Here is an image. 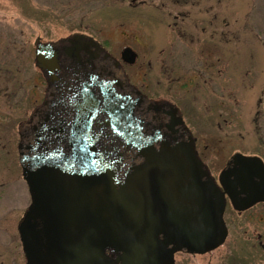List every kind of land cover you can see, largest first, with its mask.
Returning a JSON list of instances; mask_svg holds the SVG:
<instances>
[{
	"label": "water",
	"instance_id": "water-1",
	"mask_svg": "<svg viewBox=\"0 0 264 264\" xmlns=\"http://www.w3.org/2000/svg\"><path fill=\"white\" fill-rule=\"evenodd\" d=\"M34 45L46 87L18 125L25 264H174L179 249L223 241L226 193L241 208L264 199L260 157L233 154L221 187L180 108L144 94L92 36ZM121 58L137 52L126 46Z\"/></svg>",
	"mask_w": 264,
	"mask_h": 264
},
{
	"label": "rangeland",
	"instance_id": "rangeland-1",
	"mask_svg": "<svg viewBox=\"0 0 264 264\" xmlns=\"http://www.w3.org/2000/svg\"><path fill=\"white\" fill-rule=\"evenodd\" d=\"M75 32L117 58L125 46L137 52L124 64L132 83L180 106L216 177L235 152L264 157V0H0V264L25 262L18 125L46 86L34 42ZM186 259L179 264H202Z\"/></svg>",
	"mask_w": 264,
	"mask_h": 264
},
{
	"label": "flooded vegetation",
	"instance_id": "flooded-vegetation-1",
	"mask_svg": "<svg viewBox=\"0 0 264 264\" xmlns=\"http://www.w3.org/2000/svg\"><path fill=\"white\" fill-rule=\"evenodd\" d=\"M259 156L264 161V157ZM216 180L220 183L219 176ZM238 191L242 192L239 188ZM223 222L226 235L220 244L203 252L179 249L174 253V264H179V255H185L190 262H193L192 259L202 260V264H211L214 259L216 264H264V199L241 208L233 204L227 195ZM107 252L110 250L107 249ZM110 264L122 262L111 260Z\"/></svg>",
	"mask_w": 264,
	"mask_h": 264
},
{
	"label": "trees",
	"instance_id": "trees-1",
	"mask_svg": "<svg viewBox=\"0 0 264 264\" xmlns=\"http://www.w3.org/2000/svg\"><path fill=\"white\" fill-rule=\"evenodd\" d=\"M221 37H222V39H224L225 42H228V43L230 42V39H228L227 35H225V34L223 35L222 34Z\"/></svg>",
	"mask_w": 264,
	"mask_h": 264
}]
</instances>
